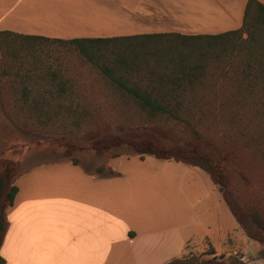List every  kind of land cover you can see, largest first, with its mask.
Returning a JSON list of instances; mask_svg holds the SVG:
<instances>
[{
    "label": "crops",
    "instance_id": "crops-1",
    "mask_svg": "<svg viewBox=\"0 0 264 264\" xmlns=\"http://www.w3.org/2000/svg\"><path fill=\"white\" fill-rule=\"evenodd\" d=\"M246 3L0 0V30L62 39L216 34L243 26ZM107 165L101 172L65 169L59 185L48 167L21 173L6 209L4 264H166L204 245L215 253L247 256L242 264H264L256 250L245 253L242 242L229 235L236 227L244 231L220 186L202 168L152 155H120Z\"/></svg>",
    "mask_w": 264,
    "mask_h": 264
},
{
    "label": "trees",
    "instance_id": "trees-1",
    "mask_svg": "<svg viewBox=\"0 0 264 264\" xmlns=\"http://www.w3.org/2000/svg\"><path fill=\"white\" fill-rule=\"evenodd\" d=\"M0 52L11 60L2 73L12 75L23 104L30 106L31 116L39 125L67 132L79 129L91 115L77 94L76 77L66 66L50 62L51 58L58 60L60 55L74 53L98 72L106 87L128 107L127 111H132L131 116L144 125L154 126L162 135L167 134L165 127L170 124L184 126L191 133V141L186 139L184 146L173 148L135 142V154L198 166L226 196L232 194L226 163L234 153L224 149L228 132L217 126L220 116L211 107L216 103L219 109L245 111L256 124H264V3L259 0H247L241 28L222 33L157 32L62 39L0 30ZM224 85L227 95L218 100ZM199 125L207 129L200 130ZM119 143L118 138L97 139L94 145L101 151ZM120 155L112 153L111 157ZM71 160L78 164L77 159ZM103 170L102 166L97 168L98 172ZM109 171L116 173L111 168ZM7 177L8 173L0 175V246L7 228L6 209L18 191L16 184H7ZM237 197L240 199L239 193ZM224 200L245 235L264 242L248 226L241 206ZM250 217L264 230V216L258 210H252ZM184 258L182 255L166 264H189ZM4 263L0 256V264Z\"/></svg>",
    "mask_w": 264,
    "mask_h": 264
},
{
    "label": "rangeland",
    "instance_id": "rangeland-1",
    "mask_svg": "<svg viewBox=\"0 0 264 264\" xmlns=\"http://www.w3.org/2000/svg\"><path fill=\"white\" fill-rule=\"evenodd\" d=\"M50 62L66 66L68 73L76 77L77 94L82 96L81 101L91 110V115L83 121L79 129L67 132L39 125L31 116L30 106L23 104L12 75L2 73L3 66L11 63V60L0 52V175L8 173V185L15 184L16 178L32 167H48V172L51 171L50 178L59 185V174L65 169L77 168L94 172L102 166L106 170L112 153L138 156L135 154V142L149 141L173 148L184 146L182 142L186 139L192 140L190 131L184 126L167 125V134L162 135L154 126L144 125L139 118L131 116L132 111H127L128 107L106 87L98 72L74 53L60 55L58 60L51 58ZM227 89L226 85L221 87L219 91L222 93H219L218 100L225 99ZM211 110L220 116L217 126L228 132V144L224 145V149L234 153L226 163L232 194L223 195L221 187L222 196L229 199L232 206H241L248 226L264 238V230L256 227L250 217V212L254 209L264 216V124H256V121H252L251 114L245 111L219 109L216 103ZM198 127L200 130L207 129L202 125ZM93 134L96 137L92 138ZM115 138H118L119 144L101 151L96 150L95 140ZM71 158L77 159L78 164H74ZM201 170L211 180L208 172ZM238 193L240 199L237 197ZM234 202L238 204L234 205ZM225 208L229 219L235 224L230 210L227 206ZM229 235L242 242L245 253L256 250L257 256L264 257V242L248 238L237 227L230 229ZM184 255L189 264H236L242 260L239 254L227 256L215 253L207 245L194 246Z\"/></svg>",
    "mask_w": 264,
    "mask_h": 264
},
{
    "label": "built area",
    "instance_id": "built-area-1",
    "mask_svg": "<svg viewBox=\"0 0 264 264\" xmlns=\"http://www.w3.org/2000/svg\"><path fill=\"white\" fill-rule=\"evenodd\" d=\"M247 256L242 257L241 259L244 260Z\"/></svg>",
    "mask_w": 264,
    "mask_h": 264
},
{
    "label": "water",
    "instance_id": "water-1",
    "mask_svg": "<svg viewBox=\"0 0 264 264\" xmlns=\"http://www.w3.org/2000/svg\"><path fill=\"white\" fill-rule=\"evenodd\" d=\"M220 189L222 190V188L220 187ZM249 254H250V252H249Z\"/></svg>",
    "mask_w": 264,
    "mask_h": 264
}]
</instances>
